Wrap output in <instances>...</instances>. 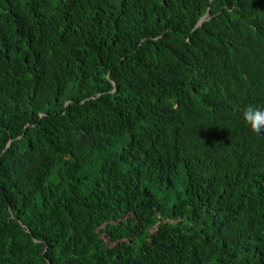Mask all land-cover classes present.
<instances>
[{"label": "trees", "instance_id": "1", "mask_svg": "<svg viewBox=\"0 0 264 264\" xmlns=\"http://www.w3.org/2000/svg\"><path fill=\"white\" fill-rule=\"evenodd\" d=\"M249 106L264 0H0V264H264Z\"/></svg>", "mask_w": 264, "mask_h": 264}, {"label": "clouds", "instance_id": "2", "mask_svg": "<svg viewBox=\"0 0 264 264\" xmlns=\"http://www.w3.org/2000/svg\"><path fill=\"white\" fill-rule=\"evenodd\" d=\"M206 19L207 17L202 21ZM243 119L253 131L257 133L264 131V106H249L244 112Z\"/></svg>", "mask_w": 264, "mask_h": 264}]
</instances>
